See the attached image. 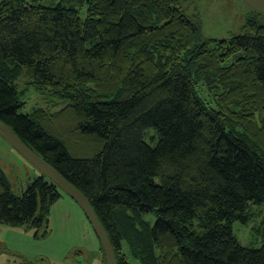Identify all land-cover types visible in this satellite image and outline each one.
Listing matches in <instances>:
<instances>
[{"label": "trees", "instance_id": "obj_1", "mask_svg": "<svg viewBox=\"0 0 264 264\" xmlns=\"http://www.w3.org/2000/svg\"><path fill=\"white\" fill-rule=\"evenodd\" d=\"M184 1L0 0V121L88 198L117 264H264V228L233 231L264 204V19L203 39ZM22 76L60 110H27ZM32 166L22 194L0 167V224L40 229L62 198Z\"/></svg>", "mask_w": 264, "mask_h": 264}, {"label": "rangeland", "instance_id": "obj_2", "mask_svg": "<svg viewBox=\"0 0 264 264\" xmlns=\"http://www.w3.org/2000/svg\"><path fill=\"white\" fill-rule=\"evenodd\" d=\"M183 5L188 14H201L203 39H224L230 37L231 33L241 34L247 18L258 15L243 0H189L184 1ZM259 16L264 19V14ZM18 88L25 94L27 110L33 107H43L54 113L60 110L53 107L52 104L56 102L48 103V99L30 88L25 76L19 79ZM207 96L210 102H216L215 94ZM13 148L0 136V167L12 181L13 191L22 194L38 172ZM249 212V223L235 222L233 231L242 245L260 247L262 238L259 234L264 228V204L253 207ZM103 262L105 257L100 250V241L86 215L65 193L53 205L40 229L28 225L15 227L0 224V264H104Z\"/></svg>", "mask_w": 264, "mask_h": 264}, {"label": "water", "instance_id": "obj_3", "mask_svg": "<svg viewBox=\"0 0 264 264\" xmlns=\"http://www.w3.org/2000/svg\"><path fill=\"white\" fill-rule=\"evenodd\" d=\"M243 1L255 11L264 14V0ZM0 136L80 206L106 253L107 264H117L115 249L88 198L67 181L48 161L26 145L15 131L2 121H0Z\"/></svg>", "mask_w": 264, "mask_h": 264}]
</instances>
